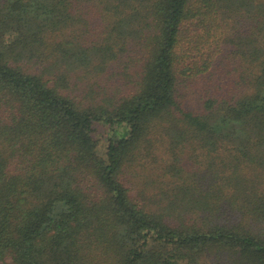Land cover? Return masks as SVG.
Wrapping results in <instances>:
<instances>
[{
	"label": "trees",
	"instance_id": "16d2710c",
	"mask_svg": "<svg viewBox=\"0 0 264 264\" xmlns=\"http://www.w3.org/2000/svg\"><path fill=\"white\" fill-rule=\"evenodd\" d=\"M0 264H264V0H0Z\"/></svg>",
	"mask_w": 264,
	"mask_h": 264
},
{
	"label": "rangeland",
	"instance_id": "374dc122",
	"mask_svg": "<svg viewBox=\"0 0 264 264\" xmlns=\"http://www.w3.org/2000/svg\"><path fill=\"white\" fill-rule=\"evenodd\" d=\"M99 130H100L99 132H101L102 128H101V127H99ZM97 133H98V132H97Z\"/></svg>",
	"mask_w": 264,
	"mask_h": 264
}]
</instances>
